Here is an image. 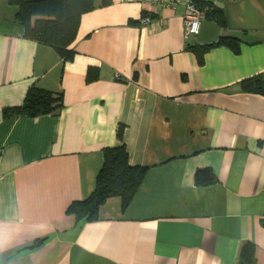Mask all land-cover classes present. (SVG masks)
<instances>
[{"label": "crops", "instance_id": "crops-1", "mask_svg": "<svg viewBox=\"0 0 264 264\" xmlns=\"http://www.w3.org/2000/svg\"><path fill=\"white\" fill-rule=\"evenodd\" d=\"M196 1L225 22L211 12L187 38L184 3L94 0L64 59L0 0V264H243L246 243L264 264V91L243 84L264 83V0ZM222 37L239 50L200 62L189 47ZM33 85L62 94V112L5 117ZM121 145L148 167L141 187L125 209L112 196L78 222L70 205ZM203 168L215 183H195Z\"/></svg>", "mask_w": 264, "mask_h": 264}, {"label": "trees", "instance_id": "trees-1", "mask_svg": "<svg viewBox=\"0 0 264 264\" xmlns=\"http://www.w3.org/2000/svg\"><path fill=\"white\" fill-rule=\"evenodd\" d=\"M19 7L17 18L23 25L25 36L37 42L54 47L64 58L72 57L74 50L71 45L76 39L83 14L94 9V0H8ZM111 0H106L109 3ZM199 6L207 7L206 15L215 13L218 21L225 22L223 11L202 1H196ZM208 5V6H207ZM219 45L231 46L239 50L238 43L232 38L222 37L217 42L197 46L190 45L198 56L199 61H204V54L209 48ZM188 47V48H189ZM98 78V69L90 67L87 80L95 81ZM245 91H264V83L260 79L252 78L243 82ZM64 108L62 94L50 92L33 85L29 88L22 105L5 108V117L25 116L34 117L43 114L58 115ZM125 126L118 128V137L123 138ZM148 167L131 165L129 154L124 145L111 146L104 149V164L97 175L96 186L92 194L83 200L73 202L69 212L78 222H90L99 218L100 206L112 196L122 199L125 209L133 200L144 178ZM216 182V176L209 168L198 169L195 183L199 186L210 185ZM243 264H254V245L245 244L240 256Z\"/></svg>", "mask_w": 264, "mask_h": 264}, {"label": "built area", "instance_id": "built-area-1", "mask_svg": "<svg viewBox=\"0 0 264 264\" xmlns=\"http://www.w3.org/2000/svg\"><path fill=\"white\" fill-rule=\"evenodd\" d=\"M155 2L156 0H149ZM160 2L168 7L175 8L178 4H185L184 24L186 37H192L200 33L203 19H205L207 7L199 6L196 0H160Z\"/></svg>", "mask_w": 264, "mask_h": 264}]
</instances>
